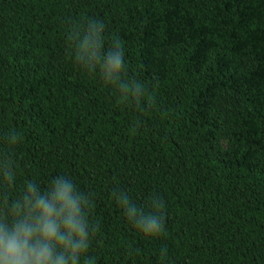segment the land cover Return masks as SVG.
Masks as SVG:
<instances>
[{
    "label": "trees",
    "instance_id": "obj_1",
    "mask_svg": "<svg viewBox=\"0 0 264 264\" xmlns=\"http://www.w3.org/2000/svg\"><path fill=\"white\" fill-rule=\"evenodd\" d=\"M88 18L150 99H121L69 59L68 32ZM218 94L238 101L228 117ZM5 152L17 178L0 191L65 174L86 194L95 264H264V0H0ZM118 191L161 200L163 234L139 233Z\"/></svg>",
    "mask_w": 264,
    "mask_h": 264
},
{
    "label": "clouds",
    "instance_id": "obj_2",
    "mask_svg": "<svg viewBox=\"0 0 264 264\" xmlns=\"http://www.w3.org/2000/svg\"><path fill=\"white\" fill-rule=\"evenodd\" d=\"M104 23L88 18L73 26L67 35L69 59L87 73L98 72L104 85L121 99L142 102L150 99L142 82L125 78L126 56L122 43L113 39L105 46ZM22 139L16 131L6 138L9 147ZM0 158V188L14 186L17 178L10 152ZM126 220L145 237L164 232L160 214L163 202L150 197L140 207L126 191L113 193ZM89 199L65 174L51 177L41 186L26 181L20 191H0V264H95L88 254L91 234L96 231L88 219Z\"/></svg>",
    "mask_w": 264,
    "mask_h": 264
},
{
    "label": "rangeland",
    "instance_id": "obj_3",
    "mask_svg": "<svg viewBox=\"0 0 264 264\" xmlns=\"http://www.w3.org/2000/svg\"><path fill=\"white\" fill-rule=\"evenodd\" d=\"M215 110L219 117H228L237 109L238 101L235 97L227 94H218L216 96ZM233 145L232 139L225 135H221L217 141V149L222 152L229 153ZM260 157V156H258Z\"/></svg>",
    "mask_w": 264,
    "mask_h": 264
}]
</instances>
